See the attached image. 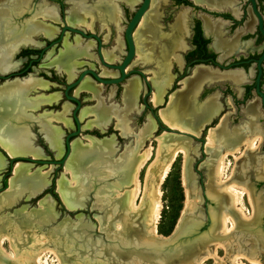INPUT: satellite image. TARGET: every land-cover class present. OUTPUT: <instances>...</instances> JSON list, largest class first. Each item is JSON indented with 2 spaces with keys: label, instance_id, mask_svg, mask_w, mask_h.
Wrapping results in <instances>:
<instances>
[{
  "label": "rangeland",
  "instance_id": "374dc122",
  "mask_svg": "<svg viewBox=\"0 0 264 264\" xmlns=\"http://www.w3.org/2000/svg\"><path fill=\"white\" fill-rule=\"evenodd\" d=\"M11 1L12 2H10L8 5L5 6V10L0 13V48L11 44V42L15 40V37L13 35V30H12L13 26H10V25L12 24L18 27L17 24L13 21H15L16 18L20 17L21 14L24 13L21 11H25L26 9L27 10L29 9L28 4L30 0H26L25 2L23 0H11ZM97 1L94 5L89 6L91 8L87 7L88 4H92L91 1L87 2L86 3L87 5L83 2H76L77 4L82 3L83 5L87 7V10L79 11L77 13L81 14L82 17L83 16L87 17V18L84 17V21L86 24H88L89 22L91 23V30L93 29L92 20H94V16L93 14H91L90 11H88V9H91V11L94 10L97 13H99L102 10L104 12V16L106 17L105 20L107 19V21L108 19L111 18L110 11L107 10L108 12H105V9H102V8L98 9L100 5L97 4ZM107 1L110 2L111 0H107ZM38 2L39 1H37V3ZM140 2L141 0H138L132 6L123 3V5L125 4L124 6H126L127 8L126 12H128V14L120 17L119 25L121 24V27H120L119 33L117 34V36L114 37V39L117 40L118 35H121V32H123L125 25L127 23L128 16L131 15L135 11L137 5H139ZM56 3L57 2H51L50 5L47 4V6L54 9V7L51 5L56 4ZM76 3H74L73 5H75ZM158 4L160 5V0H151L150 9L146 12L149 14L147 18L145 19L144 26L141 28L140 32L137 35V40L140 42V44H136L137 52H136L135 59L129 64L128 68H134V67L141 66L137 62L142 61V60L144 61L147 58L146 57L147 49L150 43L149 38L150 36L154 38L153 35L155 34V30H156L155 27L153 26L154 30L152 32V35L150 34V27L152 25L151 12L156 11V9L158 8L157 6H159ZM41 6L42 4L39 3L37 9H35V12H33V15L31 17L28 15H25L21 20H17L18 22L23 21V27H21L22 30L21 32H16L17 35L24 34L26 30L28 29V27L32 25L35 19L40 20V21L43 20L45 24H50L56 27L57 33L59 32L60 25H62V20L57 15V12H54L55 10L52 11L50 9L48 10L49 12H42V10H40ZM160 6L162 7V9L165 8L164 5L163 6L160 5ZM71 13L72 12H69V16L71 15ZM43 15L45 16L50 15V16H46L44 19H42ZM74 23L81 27L82 25L85 26L84 25L85 23L83 22H74ZM74 23L71 24V22H67V24H70V25H73ZM105 27L106 28L103 31L101 30V33L106 32L105 34H109V27L108 26H105ZM57 33L55 35H57ZM41 36L43 37L36 38L37 41H39V44L40 42L44 40V35H41ZM70 40L68 37V41ZM104 41L107 42L106 36H104ZM153 41L154 40L152 39V42ZM28 44H37V43H28ZM114 46L115 44H109L107 51H110L112 47ZM56 52H57V48L55 47V45L47 49L42 57V60L39 61V64L34 66V68L39 69L38 68L39 65H43L44 63L48 62V60H50L53 57V55L56 54ZM105 53L111 54L109 52H104V54ZM19 59L20 58H17L16 60H19ZM87 61L91 62L89 60ZM10 62L11 64H14L12 63L11 59H10ZM162 62L163 60H161L160 63L157 64L159 65L160 72H159V75H157L156 79L160 78L162 74V70H161ZM97 65H100L99 62H97ZM11 68L8 67V69L0 70V72L8 71ZM101 68L107 69L103 66H101ZM43 69L46 70L47 73H50L51 71V68L49 66ZM140 69H142L145 75L149 77V79L151 80V84L153 86L152 87L153 93L147 99V105L141 102L140 95H137L136 101L133 100L132 98H129V97L126 98L124 96L123 91H124V86L126 84V81L122 85L123 87L121 89L123 90L119 89V91H116V88L114 85H111L109 87L102 86L100 90V100L97 98H93L92 96H88V95L82 96V104H83L82 108L88 107V106L95 107L98 104H100V106L103 109L104 108L108 109L112 113L110 117L113 121V123L108 125L107 128L104 131H102L101 129H103L106 124L102 128L96 125H93L90 128L85 127L87 123H89L92 119L96 118L95 114L91 113L89 115L84 116L82 119H79L81 129H80L79 134L71 137V139H74L72 140V142L76 140H79L83 143L88 142L87 140L88 136L97 137L99 139L108 138L107 143H104L106 145L105 148L99 147L98 145L95 148V150L89 151L83 157V159L86 156L94 157L90 165L86 167H83L81 164L80 166L77 165V167L69 165L67 163L69 156L62 166L59 164L50 162L54 159H60L62 157L65 151L63 147L65 136L68 133L72 132L73 130H76V126L73 125V122H72V110L74 107L73 104H71L69 101H61V103L41 102L35 109H32L30 107L32 102H34L33 99L36 98L35 101H37L38 100L37 96H40L42 94L48 95L49 93H57L60 97V94L62 95L61 92L59 94L58 92H52V91L62 90L61 86L53 87L47 81L50 84L48 89L33 87L27 93L25 97L23 95L20 96L18 93L17 94L12 93L13 95L11 93H8L6 96L3 97L1 96L2 93H0V97L7 98V99L13 96L14 97L18 96L17 99L22 97L21 105L23 106L24 111L21 113L24 114L25 116L30 115V117L31 116L33 117V118L31 117L32 119H29V117L25 118L24 116L20 115L22 118H24L23 120L26 119V121L24 122H21L19 119H17V115L11 116L9 114V115H5L2 117L1 115L2 114L4 115V113L6 112L4 110H7V111L10 110L9 112H11L12 114L13 113L18 114V112L20 111H17V109H15L16 107L11 108L10 106H6L5 108H3L2 106H0V113H2L0 115V119L2 120V123H1L2 127H4L7 121L8 122L9 121L20 122V124H17V126H19L18 129H21L24 127L22 130H20L22 132L14 136L13 135L3 136L0 130V153H2V155L6 159V162L2 161L1 159L2 156L0 155V161H1V164L3 165L2 167L5 166L4 169L0 171V191H1L0 193H2L4 190H8L11 186V182L13 181V179L15 180L16 178L20 179V182H18L17 186L19 185L18 187L25 188V189L35 187L38 185V183L40 185V181L42 182V184H45V186H41L42 187L41 189H43L42 192L38 194L35 198L29 199L28 201H25L23 199V201H21L20 203H18L17 205L11 208H3L2 211L0 212L1 214L13 216L14 210L20 207L21 203L23 206H25V209H24L25 211L30 210L31 208H34V207H38V206L43 207V204H46V206L50 208V212L55 217L56 222H60L64 219L75 220V217L77 216V214L76 213L74 214V212L73 213L66 212L65 210L66 205H65V202L63 201V195H66L69 197L76 196L78 199H80V198H83V196L89 191V192H93V194L98 198L99 201H104V200L99 199V194L103 192L104 190H108L109 193L107 192L105 193L109 195V198L111 197L115 198L116 196H119L120 194L124 195L126 190L128 189L127 186L122 187V184H121V181H122L121 177L127 171V168L124 167V162L127 161L128 159H133V158H134L133 161H135L141 151H143L146 147L151 146V160L148 162L145 168L141 170L140 176H139L140 182L142 186L144 187L147 170L150 166L154 164V161L156 160V157H157V152L160 146L158 139H160L161 141L163 140V137L165 136L169 138L171 136L170 134H171L172 129H170L171 127L168 126V123H166L161 116L162 110L168 107V105L163 107L161 105L162 101L160 103H155L152 98L153 94L156 93V87L153 83V79H155V77L151 78V76L154 75V72H153L154 70L152 68H142V67H140ZM27 72H28L27 74H23L22 76H19L21 79L13 80L14 77H10L9 79H12L13 81H22V80L24 81L29 78L35 79L37 78V75H39V74H35L33 70H28ZM41 77H43L44 79H47L44 76H41ZM71 80L73 79H70L69 81ZM5 81L7 80H0V86H2L3 82ZM138 82L143 86V88L140 90L142 92V90L144 89V84L143 82H140L139 79H138ZM184 83L185 84L183 87V91L190 89L192 87V84H194V81L190 83L191 85L189 83L187 84V81L186 82L184 81ZM53 85L55 84L53 83ZM225 85H226L225 83L221 84V88L225 87ZM212 86L213 85L207 88L208 89L206 93L207 96H209V94L215 91L214 89H212ZM167 88L169 87L167 86L165 89ZM198 88L194 92L193 96L198 91ZM214 93H216V91ZM138 97L140 98V100H138ZM212 101L213 100H208L206 101L205 104L207 105L208 102L210 104L212 103ZM219 101L221 102V108H223L222 99ZM224 101L226 103L228 102L231 103V97L229 95H224ZM249 102L250 101L248 100L246 101V103H242L239 106L238 110L241 111V114L237 113L235 106L234 107L227 106V108H225L226 110L225 118L228 121V123H225L226 126H222L223 127L222 129L224 133L226 134V136H228L229 138H232L233 136L234 138L235 137L238 138L240 133L243 134L242 138H244L245 136L252 137L253 135L261 136L262 141L258 145L257 149L251 148V150L244 151V146H242L243 143L241 141L240 144L237 146L238 150L232 151V153H237L240 150L246 153L248 151H251L250 153H247L248 160H250L251 158L253 160L255 158L259 160L258 161L259 164L254 165V162H252L250 166V162L247 163L246 170L243 173L239 171L236 175L238 176L240 174L241 178L240 177L237 178L235 176V173H233V175L235 176L233 179V175L231 177V174H232L231 170L234 168V166L236 169L239 167L240 161L242 160V157H244L245 155L244 156L242 155L237 160H235L233 155H228L226 157V164H225V168L223 171L222 180H227L230 182L234 181L235 184L237 185H243L247 187V189L249 190L251 194V200L254 203V211L252 210L251 204L248 200V196L245 191L239 190V195H240L239 203L244 213L247 216H250L252 218L253 216H255L257 209L264 210V179H261V180L255 179V176L264 177V170L262 171V169L260 168L262 163L264 162V133L261 127H257V126L251 127L247 124L249 122V118H253V116H255V114L253 113L251 114L247 113L248 119H246V117H244L242 113V111L247 110L245 106ZM170 104L171 103L169 102V105ZM205 104H203L200 107H196L194 106L193 101L191 100V105H192L191 109L192 111H194V115L197 113L199 115V116L196 115V117H200V115L202 117L204 113L203 108ZM65 105H68V106L65 107ZM154 106L161 107V108L157 110V107H154ZM79 113H77L78 117H79ZM46 115H50V116L51 115H62L63 120H56L55 118L48 119ZM190 115L191 114H188V116ZM260 116L262 118L260 119V121L262 122H257L259 125L264 123V112L261 111ZM190 117L192 121L195 119L193 114ZM48 120H50L51 122L49 123ZM64 120L65 121L70 120L71 125L66 124ZM216 121H217L216 118H214L212 123H210V121L207 122L205 124L206 128L207 127L210 128L211 126H214L213 123H217ZM32 122H35L36 125L31 128ZM146 124L151 125V130L150 132H148L147 138L139 142V139H140L139 134ZM49 125H52V126L55 125L59 127V131H60L59 141H61L60 142L61 144H59V141L55 145L49 142V139L47 137V129ZM180 125L181 124L175 123L173 126L172 125L171 126L174 127L173 129L181 130L183 127ZM240 128H242V130H240ZM18 129L10 130L9 133H13L11 131H16ZM234 130L236 132H234ZM201 132L202 133L198 136H200L201 138L206 136V143H207L208 130L206 132V129H205V130H202ZM33 140H34V145H33ZM46 141L50 147L48 146ZM17 142L22 143L21 144L23 146L22 148H25L24 153L15 152L16 147L14 146H16L15 144ZM166 142L174 143L173 145H175L176 147L175 149L176 154L174 156L171 167L168 173L166 174L163 183L160 186L162 208L160 211L159 220L156 225V233L166 236V235H169L174 230L175 226L178 224L182 216V211L185 207L186 199H188V196L186 193L187 187L189 189V194H190L189 202L193 204L194 208L191 211L187 210L186 213H199L201 216L200 218H205V216L207 215V212H209L212 221H209L211 223H209V226H206L205 225L206 221H204V223L202 224V223H199L201 222V220L194 219V220H191L190 222H187L185 228L189 229L191 227H198V228H201V231L205 232L208 229L207 227H213L212 226L214 225L213 218H214L215 213L218 212V206H217L218 202L217 201L215 202L214 200L215 198H212V195L210 194V192L212 193V191L209 188L211 186L217 187L218 185L216 181L211 178L212 163L211 164L208 163L210 164L208 167V170H207V167L200 166L201 162L205 161L206 157L208 156V154H202L200 152V139H191L189 148L187 146L180 145L179 142L173 137L169 138L168 141ZM62 144L63 146H61ZM104 144L102 145L104 146ZM219 144L220 143H217V141L214 140L211 146L219 147ZM166 145H171V144H166ZM206 146H208V144H206ZM1 148H3V150L5 151H3ZM179 148H183L186 151L188 158L191 159L190 161L188 160V163L190 162V164L188 166L189 172L187 173L188 175L187 184H185L184 182V173H183L184 157H183V153L181 151H178ZM7 154L11 157L17 156V155H28L30 158L41 159L43 160V162H38V161L31 160V159H15L14 162L10 164L9 157ZM236 155L238 156L239 154H236ZM100 160H105V162L103 163ZM19 166H22V167L19 168ZM256 168H259V169L257 170ZM36 170H38L39 173L42 175H39V174L37 175L35 173L33 174V172ZM61 180H63L65 183V186H64L65 191L61 190L58 185L59 181ZM202 187L205 189L206 196L214 201L215 206L211 207L213 203L210 202L209 200H205V197L202 193ZM218 191L224 192L221 188H219ZM105 193L101 194L100 196L104 198ZM224 193H227V192L225 191ZM142 196H143V191H142L141 196L136 200V205L132 210L139 209L142 211V207H143V205L141 204ZM89 202L90 204H92L93 199H90ZM229 206H230V203H229ZM206 207H209L207 212H205ZM80 212H82L83 215L87 216L89 220H94V219L96 220L95 215L96 214L99 215V211L97 212L93 208L92 209L90 208L89 210L85 209L84 211H80ZM231 217L236 222V220L234 219L232 215ZM11 221H14V220L12 219ZM142 221L144 223V217H142ZM260 223L264 224V214L262 216V220ZM117 226L119 225L117 224ZM243 227L244 226H242V228ZM259 227H261V225H259ZM242 228L238 226L235 231L229 233L230 238H226L225 237L226 235H224L222 236V238H219V239L222 241H226L227 243L231 241L235 243L238 240L239 244H243L245 239H248V238H253V239L257 238L259 242L261 241V237H263V235L261 231H259V229L256 227V225L253 227L245 226L243 228L244 230ZM240 229L242 230L240 231ZM247 229L249 231H247ZM0 237H1L0 238L1 239L0 240V254H1L0 263L1 264H21V260H22L21 258L23 256L30 257L31 253H37V252H40V250L42 252V253L40 252L39 254L40 264H58L57 259L54 257L52 253H50L51 252L50 249H53V248H50L49 246H43V245L41 246V244H44V242L48 241V238L44 232V228L42 224H39V226L33 229V231L17 227L16 231L12 230L11 233L10 232L3 233L0 235ZM254 244L251 243L252 246ZM255 252H256L255 256L260 259L258 248L255 249ZM218 256L219 257L217 260L219 262L215 261L214 259H208L207 261L204 262V264H224L225 263L224 259H226L224 258L225 257L224 250L219 249ZM5 257L9 261L8 263H5ZM241 261L243 264H250V262H248V260H246L245 258L241 259Z\"/></svg>",
  "mask_w": 264,
  "mask_h": 264
},
{
  "label": "flooded vegetation",
  "instance_id": "af4514ba",
  "mask_svg": "<svg viewBox=\"0 0 264 264\" xmlns=\"http://www.w3.org/2000/svg\"><path fill=\"white\" fill-rule=\"evenodd\" d=\"M57 3L60 8L64 6L59 1ZM123 3L125 2L118 0L116 10L108 21L105 20L106 17L101 10L99 17L94 18L92 22V30L83 25L82 27L76 25L74 23L76 21L73 19L74 24L71 26L84 30L86 34H94L93 36L87 37L78 32L69 31L70 43H74L75 37L80 39L77 47L78 54L76 55V61L81 63L73 70L75 76L71 78L73 80L66 81L67 74L65 71L57 70L55 66L49 65L50 60L62 48V40H58L61 36V28L63 25H60L59 32L54 37L44 36V40L40 44L39 41L37 44H26L27 46L16 54L15 59L20 58L21 60L17 72L22 71V74H20L22 76L23 74H27L28 70H33L34 66L38 65L39 61L42 60L45 51L55 45L57 48L56 54L48 62L39 65L40 73H37L39 74L37 78L48 81L53 87H62V90L52 91L58 92L59 94L60 92L62 93V95L60 94L58 103L67 101L64 95L66 85L78 79L80 74L85 70L91 69L106 79L120 77L121 73L118 69L101 64L98 59V47L100 44L101 54L106 63L120 65L123 62L128 49L125 41V28L121 32V35H118L117 40L114 39L121 27V24L119 25L120 17L128 14L126 12L127 8L124 6L126 3L124 5ZM160 5H164L165 8L162 9ZM160 5L157 6L156 11L151 12V23L156 30L153 35L154 38H151V36L149 38L150 43L147 49V58L144 61L137 62L141 66L134 68L127 67L128 74L121 82L116 84H102L97 82L94 76L88 72L89 79L100 87L114 85L116 91H119V89L123 90L121 89L123 83L131 76L137 75L139 81L143 82V84V76H145L151 84V80L140 67L152 68L154 75L151 78H156L160 72L159 65L157 64L163 60L166 63L167 69L165 77L168 80L161 96V105L165 107L171 95L184 87V81L188 83L195 80L198 81L200 80L198 75L206 73L208 78L200 80L202 82V88L196 92L191 100L196 107L202 106L208 100H214L217 103V109L209 117L198 120L201 124H204V129L202 130L206 129L207 132V128L209 127L206 128L205 124L209 121L212 123L214 118H216L217 123H213L214 126L211 127H215L220 123L226 126L225 123H228V121L225 118V108L227 106H235L237 113L241 114V111L238 110L239 106L249 100L250 102L245 106L247 110L242 111V113L246 119H248L247 113L255 114L253 118H249L247 124L251 127H261L264 133V123L261 125L257 123L262 122L260 121L262 119L260 115L261 111L264 112V0H160ZM65 13L59 11L57 15L62 20ZM96 13L91 12L93 15ZM133 13L128 16L125 27ZM104 26L109 27V34H105L106 32L101 33V30L103 31L106 28ZM104 36L107 37V42L104 41ZM151 39L154 40L152 43ZM35 40L37 41L36 38ZM89 43L91 45L87 47L86 45ZM109 44H115V46L110 51H107ZM119 44L122 45L121 50H119ZM23 49H30L31 51L27 54H22ZM104 52H109L117 56V59L114 61L106 60ZM135 56L136 46L132 61L135 59ZM97 62L100 65H97ZM48 66L51 68L50 73H47L43 69ZM101 66L115 74L111 76L102 75L101 70L104 68H101ZM59 71H62V74ZM233 75H238L239 79L237 81L233 80ZM224 83L226 84L225 87L221 88V84ZM211 85H213L212 89L216 93L214 91L207 96V88ZM167 86L169 88L165 89ZM152 87L151 84L150 93L149 85L144 84V89L138 94L141 96V102L143 104L144 98L147 103V99L152 95ZM68 93L73 94L74 88H70ZM88 94L83 91L79 92L78 99L81 106H83L82 96ZM224 95L231 97V103L224 101ZM179 96L181 95H178V97L175 96L174 100L176 97L178 99ZM221 99L223 108H221V102L219 101ZM138 100H140L139 97ZM70 103L74 107L77 104L75 101H71ZM159 108L161 107H157V110ZM72 122L76 126V121L73 118ZM177 122L179 124H185L179 120ZM205 138L206 136L202 138L199 136L200 143Z\"/></svg>",
  "mask_w": 264,
  "mask_h": 264
},
{
  "label": "bare ground",
  "instance_id": "6f19581e",
  "mask_svg": "<svg viewBox=\"0 0 264 264\" xmlns=\"http://www.w3.org/2000/svg\"><path fill=\"white\" fill-rule=\"evenodd\" d=\"M23 1L25 2L26 0H23ZM113 1L114 0H111L110 2H108L107 0H98L97 4L100 5L99 6L100 8L105 9V12L110 11L111 17H112L113 12H115V10H116V4H113ZM121 1L125 2L127 5L132 6L138 0H121ZM10 2H12V1L11 0H0V13L5 10V6L8 5ZM49 9L54 11V9L48 7L46 3H44V4L42 3L41 9H40V10H42V12H49L48 11ZM86 9H87V7L85 5H83L82 3H78V4L76 3L71 8L70 12H72V13L69 17L73 18L76 22L85 23V21H84L85 16L82 17L81 14H79L77 12L85 11ZM26 10L21 11V12H26ZM148 14L149 13H145L142 16L136 30L133 33V39L135 42V46H136V44H140V42L137 40V35L140 32L141 28L144 26L145 19L147 18ZM95 15H93L94 18L99 17V13H96ZM46 16H50V15H46ZM46 16L43 15L42 19H44ZM118 16H119V14H118ZM13 22H15L18 26V27H16L15 25H12V24L10 25V26H13L12 30H13V35L15 37V40H13L11 42V44L0 48V70H6V69H8V67L13 68L14 64H11L10 59L12 57V54L14 53V51L16 50V48L18 46L25 45L28 43H38V41L34 40V38H33L34 35L42 34V35L47 36V37H53L57 33L56 27H54L50 24H45V22L43 20L40 21V20L35 19L34 22L32 23V25H30L27 30L25 29L26 32L24 34L17 35L16 32H21V30H22L21 27H23V21L18 22L17 20H15ZM84 25L87 28L91 29V23L90 22L88 24L85 23ZM17 29H19V30H17ZM12 30H11V32H12ZM150 30H151L150 32L152 35V32L154 30L153 24L151 25ZM151 38H152V36H151ZM136 41H137V43H136ZM151 42H152V39H151ZM79 43H80V39L78 37H75L74 43H70L68 41V37H65V39L63 41L62 48L59 49L57 55L54 56L49 62V65L55 66V68L57 70L65 71L68 79L73 78V76H74L73 70L78 65H80V63H81V62L76 61V55L78 54L77 47H78ZM90 45L91 44L89 43L86 46L89 47ZM121 47H122V45L119 44V50H121ZM144 51H146V50H144ZM104 57L106 58V60H110V61H114L117 59V56H115L113 54H108V53H105ZM11 65H13V66H11ZM161 67H162V69H161L162 74H161L160 78L153 79V83L156 87V93L153 94L152 98H153V101L155 103L161 102V98H160V96H158V93L164 91V87L168 83V80L165 77V73H166V69H167L166 63L162 62ZM101 74L111 76V75H114L115 73L111 72V71H107L106 69H102ZM198 78L200 80H202L204 78H208V76L206 73H203L201 75H198ZM232 79L237 81L239 79V76L233 75ZM200 80H198V81L195 80L194 84H192V87L190 89L183 91V94L181 96H179L178 99L174 100L173 95H171V98H170L171 104L168 105V107H166L164 110H162V113H161L163 120L166 123H168L169 127L174 128L172 126L175 123H178L177 122L178 120L184 122L186 125L188 124L189 126H191V125L193 126L195 121L209 117L217 109V103H216V101L213 100L212 103L209 104V102H208L207 105L206 104L204 105V108H203L204 113H203L202 117H201V115H200V117H196V115H198V113L194 115V111H192V109H191V107H192L191 99H192L194 92L196 91V89L198 88V86L201 82ZM49 86H50V84L45 80H42L40 78H35V79L29 78V79L24 80V81L22 80V81L6 82L2 86H0V93H2L1 96H3V97L6 96L8 93H11V94L12 93H16V94L18 93L20 96L23 95L25 97L27 95V93L33 87L48 89ZM100 88L101 87L99 85H95L94 82H92L89 79V77H85V79H83L81 81V83L75 88L74 94H77V93L83 91V92L89 93L90 96H92L93 98H97L100 100ZM142 88H143V86L138 82L137 77L132 76L126 80V84L124 86V91H123L124 96L126 98L127 97L132 98L133 100L136 101L137 95L139 94V92H141L140 90ZM17 98H18V96L17 97L13 96V97H10L9 99L0 97V106H2L3 108H5L6 106H10L11 108L16 107L15 109H17V111H20V112H18V114H16V113L12 114L11 112H9L10 110L9 111L4 110V111H6L4 113V115L2 113H0V115L2 114L1 115L2 117L5 115H9V114L11 116L17 115V119H19L21 122L26 121V119L23 120L24 118H22L21 116H24L25 118L29 117V119H32L33 118L32 116H31L32 117L31 118L30 115L25 116L24 114L21 113L24 111L23 106L21 105L22 104V97L19 99H17ZM37 98H38L37 101H35L36 98L33 99L34 102H32V104L30 106L32 109H35L39 105V103H41V102L56 103L60 99V97L57 93H49L48 95L42 94L40 96H37ZM17 100H18V102H17ZM67 106L68 105H65V107H67ZM128 107H130V106H128ZM91 113L95 114L96 118L92 119L89 123H87L85 125V127H87V128L88 127L90 128L93 125H96V126L102 128L105 124L108 123V121L111 118L110 115L112 114L108 109H105V108L103 109L100 106V104H98L95 107H89L88 106V107L82 108L80 113H79V119H82L84 116L89 115ZM188 114H191V115L193 114L195 119L192 121L191 117H190L191 115L188 116ZM46 117L48 119L55 118L56 120H63L62 115H51V116L46 115ZM48 121H49V123L51 122L50 120H48ZM7 122L4 125V127H2L1 126L2 120L0 119V130H1V133L3 134V136H6V135L7 136H11V135L14 136V135H17L18 133L22 132L20 130H22L24 127L23 128L20 127L21 129H18L19 126H17V124H20V122H15V121H12V122L9 121L8 123ZM65 123L71 125L70 120H66ZM23 124H25V123H23ZM217 126L218 125H216L215 127H210L208 129L207 143L206 144H208L209 147H213L211 145L213 144L214 140L217 141V143L221 144V142L224 143L226 138L227 139L229 138L228 136H226L223 129L221 131L219 130L217 132L216 131ZM14 129H18V130L11 131L13 133H9L10 130H14ZM59 136H60L59 127L55 126V125H53V126L49 125L48 129H47V137L49 139V142L51 144H54V145L57 144L59 141ZM87 140H88V142H85V143H83L79 140L73 141L71 143V151H70L69 158L67 160V163L69 165L76 166V167H77V165L80 166L81 160L89 151L95 150V148L98 145H99V147H102V148L106 147V145L104 143H107V139H96L94 137L88 136ZM158 140H159L160 146H159V149L157 152V157H156V160L154 161V164L152 166H150L147 170L146 178H145V182H144V187L142 186V184L140 182L139 176H140L141 170L143 168H145V166L151 160V146H148L143 151H141L135 161H133V159H134L133 158V159H128L127 161L124 162V167L127 168V171L121 177V179H122L121 184L123 182L124 177L128 178L127 181L125 182L126 184H122V187L123 186L128 187V189L126 190L123 197L125 199L126 205L129 207V209L132 210L135 207L136 200L141 196L142 191H143V196H142V200H141V204L143 205V207H142L141 215H142V217H144V224L146 226V229L151 234H158V233H156V225H157V222L159 220L160 211L162 208L160 186L163 183L164 178H165L166 174L168 173V171L171 167V164L173 162L174 156L176 154V151H175L176 147H175V145H173L174 143L166 142V140H167L166 136L163 137V140H161V141H160V139H158ZM241 141L243 143L242 146H244V151H245V150H251V148L257 149L258 145L262 141V138L259 135H253L252 137H246L245 136L244 138H242L240 140V142ZM60 142L61 141H59V144H61ZM21 144L22 143H19V142H17L15 144L16 146H14V147H16L15 148L16 153H24L25 152V148H22L23 146ZM102 144H104V146ZM166 144H171V145H166ZM7 145H8V143H7ZM237 146L233 150L237 151L238 150ZM233 150L226 148L216 157L215 161L212 162L211 178L213 180H215L218 185H217V187L211 186L209 188L212 191V193L210 192V194L212 195V198H215L214 199L215 202L216 201L218 202L217 203L218 212H216L214 215V218H213L214 225H212L213 227H208L207 231L199 234V236L195 238L196 239V247L199 249L198 251H200V252L197 254V256H195L191 260V262L189 264H204V262L207 261L208 259H214L215 261L219 262L217 260L219 257L218 256V250L219 249H222L225 252L224 258H226V259H224L225 260L224 264H243L241 259H244V258L246 260H248V262H250V264H263V261L255 256V254H256L255 249H257L258 245H259V240L257 238L245 239L243 244H239L238 240L235 243L232 241L227 243L226 241H222L219 239V238H222V236L227 235V234L235 231L238 226L241 227V224L237 220L235 222L233 220V218L231 217V215L229 213L230 207L234 208L239 213L241 218H243V219H250L251 218L250 216H247L244 213L242 207L240 206L239 190L246 192V194L248 196V200L251 204L252 210L254 211V203L251 200V194H250L249 190L247 189V187H245L243 185H237V184H235L234 181L230 182L227 180H222V175H223V171H224L225 164H226V157L228 155H233L235 160H237L242 155L243 156L245 155L244 157H242V160L240 161V164L238 167L239 171H241L242 173L246 170L247 163L250 162V166H251L252 162H254V165H257V164H259L258 163L259 160L255 159V158L253 160H252V158L250 160H248V155L246 152H243L240 150L237 153H232ZM178 151H181L183 153V157H184V171H183L184 182H185V184H187V182H188L187 173L189 172L188 171L189 170V168H188V166H189L188 156H187L186 151L183 148H179ZM236 154H239V155L237 156ZM247 160H248V162H247ZM100 161H102L103 163L105 162V160H100ZM21 167L22 166H19V168H21ZM238 168L236 169L234 166V168L231 170L232 171L231 177H232L233 173H235V176L237 175ZM260 168L262 169V171L264 170V162L262 163ZM256 169L258 170L259 168H256ZM234 170H235V172H234ZM258 173H260V172H258ZM235 176L233 175V179ZM38 185H39V183H38ZM58 185H59L61 190L65 189L64 188L65 183L63 180L59 181ZM39 186L40 187L45 186V184H42V182L40 181ZM219 188H221L224 192L226 191L227 193H224L221 191L219 192L218 191ZM105 192L109 193L108 190H104L103 192H101L99 194L100 200L107 201V199L109 198V195H107V193H105ZM103 193H105L104 198L102 196H100ZM186 193H187L188 199H186L185 207L182 211V215L185 214L187 212V210L191 211L194 208L193 204L189 202L190 194H189L188 187L186 188ZM241 193H243V192H241ZM229 203H230V206H229ZM206 216L209 218V221H212L209 212H207ZM176 226H178V224ZM197 229H198V227H191L189 229L185 228V233L188 236H192L195 233V231H197ZM251 243L252 244L255 243L256 245L254 244L252 246ZM41 246H42V244H41ZM50 251H51L50 253H52L54 255V257L57 259L58 264H69V263L63 261L61 259V257L59 256V254L56 253V251H54V249H50ZM245 251H247V252H245ZM40 252H41V250H40ZM40 252L31 253L30 257L23 256L21 258L22 259L21 264H40V262H39Z\"/></svg>",
  "mask_w": 264,
  "mask_h": 264
},
{
  "label": "water",
  "instance_id": "95a60500",
  "mask_svg": "<svg viewBox=\"0 0 264 264\" xmlns=\"http://www.w3.org/2000/svg\"><path fill=\"white\" fill-rule=\"evenodd\" d=\"M37 1L39 2L37 3ZM58 1L64 6L60 8L58 6V3L52 4L51 6L54 7L55 12H66L65 16L62 19L63 27L61 28V36L58 41H60L61 39L63 43L65 37H69V31L78 32L82 35H86L87 37L94 35L93 33L86 34L84 30L77 29L70 24H67V22H71V24L73 23V18L69 17V12L71 11L74 3L83 2L86 4L87 2L91 1L92 4H86L87 7H89L91 5H94L97 0H30L28 4L29 9L27 10V12L21 14L20 17L16 18V20H21L25 15L31 17L33 15V12H35V9H37L39 3H46L50 5L51 2ZM117 2L118 0H114L113 4H117ZM150 5L151 0H141L140 4L129 19V22L124 30L125 41L128 49L126 56L120 65L106 63L101 54L99 44V61L105 66L118 69L121 73L120 77L106 79L103 78L100 74H97L95 71L89 69L83 71L78 79L69 82L66 85L64 90L66 100L69 102L75 101L77 103L72 110V118L74 121H76V130H73L65 136L64 146L62 144L65 151L62 157L60 159H54L50 162L59 164L61 166L65 163L70 154L72 140H74L71 139V137L79 134L81 129L80 120L77 115V113H79L82 108L78 99L79 93L77 95H75L74 93L69 94V89L74 88L75 90V88L81 83V81L85 79V77H88V72L94 76L97 82H100L102 84H116L121 82L126 77V75L128 74L127 67L132 61V58L135 54L133 32L137 28V25L139 24L142 16L149 10ZM98 9H100V7ZM88 11L96 12L94 10L91 11V9H88ZM34 37H41V34L34 35ZM98 40L100 41L99 38ZM26 46V44L18 46L12 54L11 61L12 63H14L13 68L5 72H0V79L7 80L3 82V84L16 79H21L19 76L20 74H22V71L17 72V68L19 67V62L21 60H16L15 58L16 54ZM33 70L35 74L39 72V69L37 68H33ZM59 72L60 74H62V71ZM10 77H14V79H9ZM69 80L70 79L66 77V81ZM143 81L145 85H149V92L151 93V84L149 83L147 78H145V76H143ZM201 88L202 82H200L198 90H200ZM163 92L164 91L158 93V96H160V98ZM182 94L183 88L172 94L173 99L176 95L178 97V95ZM88 96H90V94H88ZM143 102L145 105H147V103L145 102V98ZM169 102L170 100L168 101L167 105H169ZM112 122L113 121L110 118L108 124H106L105 127L101 130L104 131ZM31 125L32 128L36 124L35 122H32ZM181 126H183L181 130L170 128L172 130L170 134L171 136L169 138L173 137L179 142L180 145L187 146L189 148L191 139H199L198 135H200L202 129H204V124H201L200 121H195L193 126H189L188 124H181ZM222 126L224 125L220 123L217 126L216 131H221L223 128ZM150 130L151 125L146 124L145 127H143V129L141 130L142 133L140 132L139 134V142L147 138V134L148 132H150ZM240 130H242V128H240ZM234 132L236 131L234 130ZM242 136L243 134L240 133L238 138H234V136L232 138H226L224 143L221 142V144H219V147H208L206 146V138L202 140L200 143V152L203 154H208V156L206 157L205 161L201 162L200 166H205L208 170L209 165L215 161L216 157L223 150H225L226 148H229L231 150L235 149V147L240 144ZM94 138L99 139L97 137ZM169 138H167L166 141H168ZM1 149L3 150V148ZM250 152L251 151H248L247 153ZM0 155L2 156V161L6 162V159L2 155V153H0ZM8 157L10 164H12L15 159H31L34 161L43 162V160L41 159L30 158L28 155H17L12 157L8 155ZM93 158V156H86L81 162L82 166L86 167L90 165ZM188 160L190 161L191 159L188 158ZM2 166L3 165L0 161V171H2L5 167ZM34 173L37 175H42L38 170L34 171L33 174ZM238 177L241 178V175L239 174L237 178ZM127 179V177H124L122 184H126L125 182L127 181ZM255 179L261 180L264 179V177L255 176ZM18 182H20L19 178H16L15 180L13 179L10 188L0 193V212L3 208H11L17 205L18 203L23 201V199L25 201H28L29 199L35 198L43 190L39 185L27 189L21 188L18 187L19 185L17 186ZM204 188L202 187V193L205 197V200H209L213 203L211 207L215 206L214 201L206 196ZM89 197L90 199H93L92 204H90L89 202ZM63 201L66 205V212H74V214H77L75 220L64 219L60 222H56L55 217L51 214L50 208L46 206V204H43V207L38 206L25 211V206H23L21 203V206L14 210L13 216L0 213V235L7 232L11 233L12 230L16 231L17 227L33 231V229L37 228L39 224H42L44 232L48 238V241L44 242V244L42 245L49 246L50 248L56 250L61 259L69 264H189L191 260L200 252L196 247L195 238L204 231H201V228H198L192 236H188L185 233L186 223L194 219L201 220V222L199 223L202 224L204 223V221H206V226H209L210 223L207 216H205V218H200L201 216L199 213H185L181 216L178 226H175L174 230L169 235L165 236L159 233L151 234L146 229V226L142 221L141 210L129 209V207L125 203L123 194H120L115 198H108L107 202H105V200L99 201L98 198L93 194V192L88 191L83 196V198L80 199H78L76 196L69 197L63 195ZM90 208H93L97 212L99 211V215H95L96 220H89L87 216L83 215V213L80 212L84 211L85 209L89 210ZM208 209L209 207H206L205 212H207ZM229 213L234 217L235 220H237L241 224V228L242 226L253 227L256 225L259 231H261L263 237H261V241L258 245V253L260 255V259L264 264V224L260 223L264 214V210L257 209L255 216L248 220L241 218L239 213L232 207L229 208ZM12 219L14 221H11ZM117 224L119 226H117ZM259 225H261V227H259ZM242 229H240V231ZM247 231L249 230L247 229ZM229 236L230 234H227L225 237L230 238ZM8 262L9 261L5 257V263Z\"/></svg>",
  "mask_w": 264,
  "mask_h": 264
},
{
  "label": "trees",
  "instance_id": "16d2710c",
  "mask_svg": "<svg viewBox=\"0 0 264 264\" xmlns=\"http://www.w3.org/2000/svg\"><path fill=\"white\" fill-rule=\"evenodd\" d=\"M29 51H31V50L30 49H23L22 54H27Z\"/></svg>",
  "mask_w": 264,
  "mask_h": 264
}]
</instances>
